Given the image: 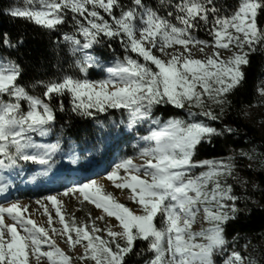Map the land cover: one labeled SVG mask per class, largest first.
<instances>
[{
	"label": "snow or ice",
	"instance_id": "obj_1",
	"mask_svg": "<svg viewBox=\"0 0 264 264\" xmlns=\"http://www.w3.org/2000/svg\"><path fill=\"white\" fill-rule=\"evenodd\" d=\"M160 4L171 9L166 16L145 0H131V6L121 0H23V6L8 10L12 18L48 31H60L70 12L76 30L66 33L63 41L82 75L37 80L32 88L43 91L35 95L18 82L23 73L19 62L0 56V193L11 187L3 183L5 172L19 174L25 164L39 166L37 176L52 171L57 155L63 152L61 142L42 143L36 137L53 134L58 113L101 123V114L122 111L127 120L113 121L114 131L136 132L147 126L149 133L139 137L137 155L115 164L107 179L117 189L130 190L128 198L138 205L137 212L91 181L72 192H79L106 214L97 219L115 218L118 223L101 229L95 221L77 225L73 218L69 225L57 206L63 228L51 231L72 250L81 245L83 255L77 258L94 264H127L130 255L139 257L145 251L151 256L144 264H217L216 257L226 253L223 264H246V260L257 264L254 258L229 251L234 241L225 235L226 225L240 211L239 197L228 181L246 183L236 172L234 157L212 161L194 157L199 145L233 131L230 127L218 130L208 121L221 120L231 104L228 95L244 81L243 68L250 64L249 57L264 51V0H238L230 12L217 0H160ZM202 29L212 36V44L194 35ZM106 41L110 49V42L115 41L138 58L125 55L105 68L93 50ZM23 43L22 37L14 43L7 33L0 39L9 49H18ZM207 48L215 50L209 55ZM193 49L204 58H195ZM220 50L230 55L223 58ZM95 68H104L107 78L88 79L89 69ZM260 94L264 95V89ZM168 105L185 110L187 118L162 120L155 115L158 106ZM71 150L74 153L75 147ZM240 157L253 159L244 151ZM136 159L142 163H135ZM196 168L207 170L193 175ZM47 199L59 205L55 196ZM26 211L19 202L0 207V264H30V257L35 264L41 258L47 264H71L73 257L57 245L48 230L25 218ZM201 212L209 227L193 231ZM5 214L12 224H5ZM45 214L52 225L47 208ZM99 232H106L108 238L95 235ZM137 241L146 242V250L134 253ZM45 245L48 250L42 251Z\"/></svg>",
	"mask_w": 264,
	"mask_h": 264
},
{
	"label": "trees",
	"instance_id": "obj_2",
	"mask_svg": "<svg viewBox=\"0 0 264 264\" xmlns=\"http://www.w3.org/2000/svg\"><path fill=\"white\" fill-rule=\"evenodd\" d=\"M121 2L131 6V0H121ZM233 2L235 3L234 6L232 5ZM237 2L238 0H224L221 6L225 8V4L228 3V10L230 12V10L235 9ZM15 3L16 0H0V39H2L4 33H7L14 43L21 37L24 43L18 49L5 48L0 44V56H7L14 59L22 66L23 73L18 82L24 84L32 94L40 95L43 91L42 88H32V84L37 80H54L64 75L81 76L82 74L76 66V57L69 54V46L63 41V36L66 33L72 34L76 30L75 22L72 20V14L70 12L68 13L65 24L59 26L60 31H48L23 19L12 18L7 15L8 10L14 8ZM160 14L163 15L165 13L160 12ZM101 15H104L105 19H109L102 10ZM194 35L200 40L208 41L209 44L213 43V38L208 34L206 29H202L194 33ZM78 38L82 40V37ZM108 43L106 41L103 47H96L94 49L98 56L105 61L115 57L123 59L125 55L138 58L134 53H126L118 42H110L112 45L111 49L107 46ZM139 59L143 62L142 58ZM249 59L250 64L243 68L245 73L244 81L228 95L231 104L226 109L225 115L220 121H208L218 130L230 127L233 129L232 133L225 132L223 135L213 137L211 143H202L199 145L194 157L196 161L222 160L233 157L231 151L239 153L240 151H244L253 155V158L258 159L259 162H264V140L260 139L254 128L243 120L245 110L253 107L254 104L260 101L258 88L264 80V51L258 50ZM88 79L98 81L101 79V74L99 75L94 69H89ZM67 103V99H65V104L67 105ZM119 114L120 111L111 110L107 115L101 114L98 119L101 123L107 124L110 119L117 118ZM155 115L159 116L162 120L173 117L187 118L185 110L176 109L171 105L158 106L155 110ZM97 124V121L81 119L70 114L58 113V123L53 134L62 137L64 147L68 142L72 141L75 143H84L96 136L98 133ZM234 159L237 164L236 172L238 176L242 174L248 180H255L260 183L264 188L263 173L252 171V169L247 167L243 158L234 157ZM206 170V168H196L193 170V175H199ZM228 183L233 185L234 195L239 197L236 204L240 209L236 218L229 221L226 225L225 235L227 239L234 241V243H230L229 251L234 250L240 252L242 256L254 258L246 251V247L250 243L257 245L259 238L264 233V207L256 208L251 205L239 187L237 180L229 179ZM125 191L129 192L130 190L125 189ZM46 192V190L29 191V193L36 197L43 196L47 194ZM23 198L25 197L23 196ZM119 202L128 208L130 207L129 203ZM135 206L138 208L137 204ZM73 218L77 225H83L82 219H79V215H74L69 221V225H71ZM85 218L88 219V216ZM86 221L87 224L91 225L93 220ZM156 222L157 226H159V217H157ZM208 227L209 224L207 223ZM95 235H100L104 239L108 238L103 232L95 233ZM78 246L81 245H77L76 247ZM146 248V242L137 241L134 253L139 252L141 249L146 250ZM68 250L71 252L74 251L70 246ZM150 256L151 253L145 251L139 257L134 254L130 255L126 258V261L127 264H144V261ZM226 256L227 253L225 256L216 257L217 264H223ZM83 261L84 264H94V262L87 259Z\"/></svg>",
	"mask_w": 264,
	"mask_h": 264
},
{
	"label": "rangeland",
	"instance_id": "obj_3",
	"mask_svg": "<svg viewBox=\"0 0 264 264\" xmlns=\"http://www.w3.org/2000/svg\"><path fill=\"white\" fill-rule=\"evenodd\" d=\"M149 7L157 10L159 13H165L163 16L167 15V11L171 10L160 4V0H145ZM176 0H172V3H175ZM224 0H218L219 5L222 4ZM225 9L228 10V3L225 4ZM234 6L235 3L233 2ZM23 6V0H16V3L13 7ZM175 23V21L173 20ZM179 48L180 46H176ZM215 49L207 48L205 51L207 54L211 55ZM94 51V50H93ZM195 52V58L203 59L204 57L199 53ZM221 57L227 58L230 53L225 50H220ZM153 53L157 56H161L159 52L153 50ZM166 59L165 57H161ZM118 58H110L109 60L100 59L101 64L106 68L111 66ZM99 75L101 74V79L107 78L108 74L104 68H95L94 69ZM264 89V80L260 84L259 99L260 101L254 104L253 107H249L245 110L243 114V120L252 128H254L257 136L264 140V95L260 94V90ZM7 99V98H6ZM26 108V104L24 105ZM215 109V106H212ZM195 110V109H194ZM121 120H127L126 113L120 111V114L117 118H112L109 120V123L104 124L98 123V133L96 136L84 143H75L68 142L64 147L63 139L60 135L51 134L46 138L36 139L42 143H56L57 140H60L63 152L57 155V163L51 172L46 176H37V173L40 171V167L36 165L25 164L23 167V172L16 174L14 178L12 173H3L6 179L3 183L9 184L11 187L7 193H0V207L8 206L13 202H19L22 207H27V211L24 213L25 218H30L36 222L38 226L44 227L49 232V236L54 239L57 245L69 256L73 257V264H84V261H81L77 257L83 254V247L78 246L73 252L68 250L69 245L64 242V239L61 236L54 234L51 229L55 228L60 230L63 228V225L59 223V217L56 215V207L59 206L61 213L65 216V221L69 223L74 215H79V219H82L83 222L86 220L95 221L96 225L101 229H106L116 225L118 222L115 218L106 217L103 221L97 219L101 215H105L101 209L95 207L89 201L83 199L79 192H72L73 188H77L84 183L91 181H96L98 184L102 185L105 192L111 193L118 201L126 202L130 204V209L134 212H137L138 208L136 204L128 198V191L117 189L113 186V182L107 179V176L114 170L115 164L119 163L124 158L135 157L137 155L136 145L139 141L140 136L147 135L149 129L147 126L139 128L136 132H128L122 130L121 133H118L113 130L112 122L115 121L119 123ZM101 124L103 126H101ZM72 147H75V152H72ZM241 152V151H240ZM233 157H240L239 152L231 151ZM75 158L76 162L73 163ZM241 158V157H240ZM247 167L251 165L252 171H257L264 174V162H259L258 159H244ZM137 164L142 163L141 160L136 159L134 161ZM249 168V167H248ZM121 175L124 173L121 172ZM33 177H36L34 180ZM240 180L245 181L243 186L240 182L239 187L242 192L246 195L248 202L254 207H264V188L263 186L256 182L255 180H248L244 175L239 176ZM12 188H19L24 190L23 196L25 199H20L19 196L14 198L10 195V190ZM211 188V185H209ZM37 190L40 191L46 190V196L35 198L32 200V194L29 191ZM68 193L65 195L64 193ZM55 196L59 201V205H52L51 201L48 200V197ZM39 202V203H38ZM45 208H47V213L52 217V225L48 224V215L45 214ZM88 216V219L85 217ZM13 221L10 217L5 214V224L10 225ZM202 228H207V222L204 220V213L201 212L197 217V222L193 226V231H200ZM119 231L118 228L114 229ZM106 233V232H103ZM48 250L47 246L42 247V251ZM246 251L254 257L257 264H264V233L259 238L257 245L249 244L246 247ZM30 264H35L34 258L30 257ZM40 264H47L46 258H41ZM72 264V263H71ZM247 264V263H246Z\"/></svg>",
	"mask_w": 264,
	"mask_h": 264
},
{
	"label": "crops",
	"instance_id": "obj_4",
	"mask_svg": "<svg viewBox=\"0 0 264 264\" xmlns=\"http://www.w3.org/2000/svg\"><path fill=\"white\" fill-rule=\"evenodd\" d=\"M22 171V170H21ZM21 171H19V172H21ZM23 172V171H22ZM14 189H16V188H12V190H10V195L12 194V192L14 191ZM83 222V221H82ZM85 223H87V221H85V222H83V224H85ZM104 235L106 234V233H103Z\"/></svg>",
	"mask_w": 264,
	"mask_h": 264
},
{
	"label": "bare ground",
	"instance_id": "obj_5",
	"mask_svg": "<svg viewBox=\"0 0 264 264\" xmlns=\"http://www.w3.org/2000/svg\"><path fill=\"white\" fill-rule=\"evenodd\" d=\"M72 264L74 263V261L73 262H71Z\"/></svg>",
	"mask_w": 264,
	"mask_h": 264
}]
</instances>
